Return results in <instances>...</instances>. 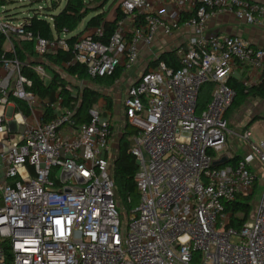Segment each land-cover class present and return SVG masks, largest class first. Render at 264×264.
<instances>
[{
	"label": "built area",
	"instance_id": "2783aa9c",
	"mask_svg": "<svg viewBox=\"0 0 264 264\" xmlns=\"http://www.w3.org/2000/svg\"><path fill=\"white\" fill-rule=\"evenodd\" d=\"M119 4L123 18L107 43L100 27L72 50L69 34L35 37L25 21L3 22L0 14L6 51L0 60V264H264V193L257 214L241 230L230 227L227 212L238 197L254 195L259 176L252 168L256 163L264 168V139L256 142L244 132L248 153L234 165L213 167L231 134L226 116L237 94L230 82L259 86L264 49L240 36L205 35L208 21L221 14L264 28V5L248 0ZM175 31L182 32L180 42L156 52L155 42ZM13 40L33 44L36 64L16 58ZM60 51L73 54L65 69L85 67L92 79L121 70L115 85L145 53L150 65L164 53H177L180 68L163 61L149 65L120 101V119L134 130L131 154L138 165L139 203L130 213L115 198L112 129L120 119L107 103L99 102L89 111L90 120L79 123L63 99L51 102L30 91L25 69L48 83L57 71L69 85L86 84L46 62L47 55ZM207 84L213 86L212 99L200 111L199 95Z\"/></svg>",
	"mask_w": 264,
	"mask_h": 264
},
{
	"label": "trees",
	"instance_id": "16d2710c",
	"mask_svg": "<svg viewBox=\"0 0 264 264\" xmlns=\"http://www.w3.org/2000/svg\"><path fill=\"white\" fill-rule=\"evenodd\" d=\"M117 1L118 0H116L115 3ZM108 3L109 0H66L65 7L58 14L49 13L44 17L35 14L33 17L25 20L24 27L27 32L32 33L35 37L49 40H53L56 37L67 33L70 36L68 39L70 50L73 49L79 39L84 38L88 33L103 27V42L107 43L114 34L118 21L123 18V14L119 7L120 4H118L115 17L112 20H109L108 12L104 11V8ZM6 6L7 1L0 0V14L7 15V12L5 11ZM59 8L60 4H57L48 8V11H57ZM7 19L10 21L15 20L10 15H7ZM86 20H88V22L84 30L77 33L82 23ZM13 41L16 58L22 63L31 59L36 64L33 44ZM4 45L5 38L0 33V60L6 53ZM72 58L73 54L71 51H60L54 55H47L45 60L50 64H54L56 67L63 68L67 75L77 77L79 80L85 81L86 84H88L82 91H80L81 95L78 96V98H80L79 106H77L78 98H75L72 92L73 89H78V87L73 84L69 85L68 82L62 80L57 71H54L55 79L52 83L43 81L37 76V74L27 69H25L24 74L32 81V87L30 88L31 92L40 98L49 99L51 102L57 101L58 97L63 99L64 105L74 111V118H76L79 123L88 122L90 120L89 111L98 105L101 98V94L90 86L112 87L115 85V82L120 79L122 72L121 70H118L113 77L109 78L92 79L89 77L85 67L70 66L67 69L64 68L63 65L70 63ZM159 61L166 62L169 66H174L175 68L181 67L176 52L164 53ZM156 63L152 64L150 67H155ZM230 86L236 91L237 97L233 106L228 111L226 116L228 119L232 111L240 108L248 101L264 100V73L262 83L259 86L245 88L242 83L237 81H231ZM212 89L213 86L211 84H207L201 89L198 101L200 111L205 110L211 102ZM15 103L24 114H29V109L24 102L16 100ZM107 109L113 111V102L110 99L107 100ZM256 121L257 120L255 119L254 122ZM133 133L134 130L129 125L124 126L123 136L119 141V153L113 163L115 198L128 213L135 209L139 203V194L135 183V175L138 171V165L135 157L131 154L132 141L130 137ZM238 160L239 158H235L229 164L234 165ZM251 197L252 196L245 198L240 196L233 204L227 205V212L232 215L230 227L233 229L241 230L251 219L253 212Z\"/></svg>",
	"mask_w": 264,
	"mask_h": 264
},
{
	"label": "rangeland",
	"instance_id": "374dc122",
	"mask_svg": "<svg viewBox=\"0 0 264 264\" xmlns=\"http://www.w3.org/2000/svg\"><path fill=\"white\" fill-rule=\"evenodd\" d=\"M7 6L5 11L7 15L12 16L15 20L14 23H21L27 20L28 18L33 17L35 14H39L41 17L47 16L49 13L58 14L66 4V0H6ZM109 0V3L104 8L105 12H108L109 19L112 20L115 17L117 5L120 3L118 0ZM115 3V4H114ZM60 4V8L57 11H48V8L53 7L54 5ZM7 15L2 16L3 22H6ZM88 20L84 21L80 26V29L77 33L84 30ZM177 33V31H175ZM159 47L156 48L157 51ZM155 50V51H156ZM166 48L162 47L161 51L164 52ZM149 61L147 58L142 57L138 61L136 67L127 75H124L118 85L112 87H101V86H90L92 89L97 90L101 94L99 102L107 103V100L110 99L113 102V115L116 119H120L123 113L121 100L125 98V94L128 91V87L134 83L137 79L141 78L143 73L148 69ZM151 66V65H150ZM74 86L78 87L79 91H82L85 86L88 84L81 85L80 83H74ZM263 108V102L260 100H250L245 103L240 108L232 111L230 113V120L228 122V128L231 131V134L227 139V148L235 154H242L247 147V142L244 141L241 136L246 129V124L250 121L249 117L258 112ZM125 123L123 120H118L114 124L113 128V144L114 150L112 153V163L115 162L118 156V147L119 141L123 136V128ZM264 129V119H259L256 121L250 128V132L254 138H258L259 128ZM259 176V182L255 188V193L251 197V206H252V217H254L259 209L260 202L264 193V168L259 166V171H256ZM128 218L124 215L122 216V232H125Z\"/></svg>",
	"mask_w": 264,
	"mask_h": 264
},
{
	"label": "crops",
	"instance_id": "0c3cea01",
	"mask_svg": "<svg viewBox=\"0 0 264 264\" xmlns=\"http://www.w3.org/2000/svg\"><path fill=\"white\" fill-rule=\"evenodd\" d=\"M248 1L256 2L264 5V0H248ZM181 34L182 32L178 31L170 38L167 39L159 38L154 44L155 50L157 47H159L158 49H160L163 45H166L167 43L170 44L171 46H174L175 44H177V42H180L179 38ZM205 35L207 37L240 36L244 40L251 43L253 46L260 49H264V28L247 25L244 21L238 20L232 14H221L210 19L206 24ZM143 57L148 58L146 53L145 55H143ZM246 74H249V70L246 71ZM242 75H245V73H242ZM260 102H263V108L258 112H256L255 114H253L251 117H249L250 121L245 125L246 130L244 132H250L249 128L255 123L254 122L255 119L257 121L259 119H264V100L263 101L260 100ZM229 120L230 117L228 121ZM258 131H259L258 138L253 137V139L256 142H260L264 139V129L260 127ZM248 151H249V145L245 147V150L242 154H235L227 148L226 152L220 155V160L225 157L230 159H235V158L240 159L243 158L248 153ZM252 169L256 173V171H259V165H257L256 163V166ZM257 184L255 185V187L257 186ZM255 187H254V193H255Z\"/></svg>",
	"mask_w": 264,
	"mask_h": 264
},
{
	"label": "water",
	"instance_id": "95a60500",
	"mask_svg": "<svg viewBox=\"0 0 264 264\" xmlns=\"http://www.w3.org/2000/svg\"><path fill=\"white\" fill-rule=\"evenodd\" d=\"M233 159H230V158H222L220 161L218 162H215L213 167L218 169V168H223L225 167L226 165H228Z\"/></svg>",
	"mask_w": 264,
	"mask_h": 264
}]
</instances>
